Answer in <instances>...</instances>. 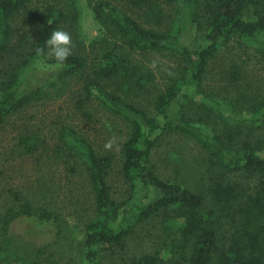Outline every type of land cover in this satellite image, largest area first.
Instances as JSON below:
<instances>
[{
	"label": "trees",
	"instance_id": "obj_1",
	"mask_svg": "<svg viewBox=\"0 0 264 264\" xmlns=\"http://www.w3.org/2000/svg\"><path fill=\"white\" fill-rule=\"evenodd\" d=\"M86 3L100 27L87 45L78 37V0H0V122L62 93L68 78L77 77V109L88 116L86 104L96 101L128 129L116 152H104L75 128H62L64 144L82 160L94 206L82 258L65 264H264V138L246 133L239 139L247 123L264 127V95L241 82L236 64L226 72L234 97L203 85L210 61L231 41L253 45L264 58V0ZM56 29L71 34V55L61 67L45 70L56 63L46 45ZM145 59L162 65V87ZM188 87L194 91L185 92ZM192 104L200 110L193 115L186 110ZM211 119L222 129L209 126ZM170 132L203 149L205 184L192 186L177 173L172 178L157 170L153 150ZM114 169L125 185L120 197L109 182ZM232 174L255 178L252 190H238ZM13 195L16 203L0 214L1 264L11 262L5 259L19 246L9 232L14 220H59L48 207ZM141 234L158 241L153 249L104 261ZM41 252L31 250L38 258Z\"/></svg>",
	"mask_w": 264,
	"mask_h": 264
},
{
	"label": "rangeland",
	"instance_id": "obj_2",
	"mask_svg": "<svg viewBox=\"0 0 264 264\" xmlns=\"http://www.w3.org/2000/svg\"><path fill=\"white\" fill-rule=\"evenodd\" d=\"M78 4V37L87 45L100 35V27L86 0H78ZM144 61L152 67L161 86L165 82L162 65L157 66L159 61L156 59ZM232 64L239 66L243 73L241 82L248 85L252 94L264 95V58L253 45L240 40L228 43L210 61L203 79L204 87L214 91L225 88L228 90H222V94L234 97L236 88L226 77ZM67 82L62 93H53L47 99L32 102L0 122V214L12 202L16 203L13 194L18 192L22 197L32 199L35 205L48 207L59 216L56 223L40 222L33 217L14 220L9 232L19 246H13V258L5 259L11 260L7 264H65L79 262L82 258L80 243L85 224L94 216V206L82 160L67 148L65 138L61 137L63 126L75 128L104 152H116L128 132L124 121L103 110L96 101L86 104L89 115L85 116L76 107L79 79L69 77ZM193 91L192 87L185 90L187 93ZM182 101L179 99V103ZM186 110L192 115L200 111L196 104ZM220 123L215 125L213 119L208 121V125L216 130L222 129ZM261 124L243 125L239 139L246 138V133L255 139L264 138ZM203 153L194 140L182 133L170 132L160 138L152 158L161 175L173 178L177 173L178 177L195 186L207 182L206 165L201 160ZM230 178L240 191L250 192L256 182L255 178L243 174H232ZM109 182L114 196L120 197L125 185L116 169L112 170ZM139 234L138 231L136 236ZM141 236L132 237L123 253L105 257L104 261H118L122 255L126 257L153 249L158 242L155 238L144 237V234ZM34 247L42 248L39 258L31 253Z\"/></svg>",
	"mask_w": 264,
	"mask_h": 264
},
{
	"label": "clouds",
	"instance_id": "obj_3",
	"mask_svg": "<svg viewBox=\"0 0 264 264\" xmlns=\"http://www.w3.org/2000/svg\"><path fill=\"white\" fill-rule=\"evenodd\" d=\"M71 34L62 29H56L51 32L47 38L46 45L48 47L49 53L54 57L56 63L54 65L45 64L43 67L45 70L47 68H59L63 65L66 59L71 55ZM110 146V145H106Z\"/></svg>",
	"mask_w": 264,
	"mask_h": 264
}]
</instances>
